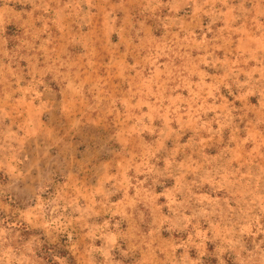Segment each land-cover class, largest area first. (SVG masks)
Instances as JSON below:
<instances>
[{
	"label": "rangeland",
	"instance_id": "1",
	"mask_svg": "<svg viewBox=\"0 0 264 264\" xmlns=\"http://www.w3.org/2000/svg\"><path fill=\"white\" fill-rule=\"evenodd\" d=\"M0 264H264V0H0Z\"/></svg>",
	"mask_w": 264,
	"mask_h": 264
}]
</instances>
